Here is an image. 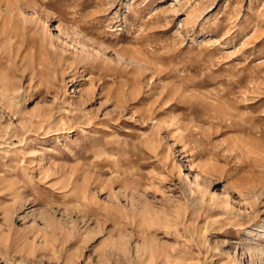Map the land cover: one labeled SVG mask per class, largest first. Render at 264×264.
Listing matches in <instances>:
<instances>
[{
  "label": "rangeland",
  "instance_id": "374dc122",
  "mask_svg": "<svg viewBox=\"0 0 264 264\" xmlns=\"http://www.w3.org/2000/svg\"><path fill=\"white\" fill-rule=\"evenodd\" d=\"M0 264H264V0H0Z\"/></svg>",
  "mask_w": 264,
  "mask_h": 264
}]
</instances>
